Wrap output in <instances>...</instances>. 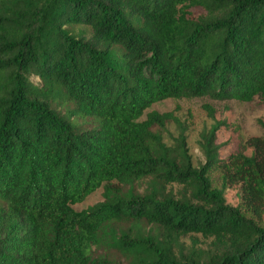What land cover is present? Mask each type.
<instances>
[{
	"label": "trees",
	"instance_id": "1",
	"mask_svg": "<svg viewBox=\"0 0 264 264\" xmlns=\"http://www.w3.org/2000/svg\"><path fill=\"white\" fill-rule=\"evenodd\" d=\"M169 98L264 101V0H0V264H264V136L193 167Z\"/></svg>",
	"mask_w": 264,
	"mask_h": 264
},
{
	"label": "rangeland",
	"instance_id": "2",
	"mask_svg": "<svg viewBox=\"0 0 264 264\" xmlns=\"http://www.w3.org/2000/svg\"><path fill=\"white\" fill-rule=\"evenodd\" d=\"M151 111H156L159 114L165 112L173 114L177 124L173 122L166 126L162 133L163 142L172 145L173 139L182 131L186 137L193 167L204 163L200 145L202 143L201 135L215 123H220L216 132V144L221 146L219 150L221 158L238 150L246 139L264 136V128L261 126V123H264V101L257 98L251 102L216 101L207 98H169L153 104L145 114ZM144 118L145 115L142 119ZM173 190L177 191L178 188L174 187ZM238 194V186L225 189L223 196L225 204L229 207H236L239 203ZM101 201H103L102 187L87 196L83 202L73 205L72 208L75 211H83ZM209 241L200 235H191L180 239V248L184 251L206 249Z\"/></svg>",
	"mask_w": 264,
	"mask_h": 264
}]
</instances>
